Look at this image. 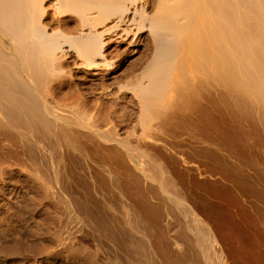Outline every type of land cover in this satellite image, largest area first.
<instances>
[{
	"label": "bare ground",
	"instance_id": "bare-ground-1",
	"mask_svg": "<svg viewBox=\"0 0 264 264\" xmlns=\"http://www.w3.org/2000/svg\"><path fill=\"white\" fill-rule=\"evenodd\" d=\"M260 129L264 0H0V264L256 263L190 184Z\"/></svg>",
	"mask_w": 264,
	"mask_h": 264
},
{
	"label": "rangeland",
	"instance_id": "rangeland-1",
	"mask_svg": "<svg viewBox=\"0 0 264 264\" xmlns=\"http://www.w3.org/2000/svg\"><path fill=\"white\" fill-rule=\"evenodd\" d=\"M261 128V127H260ZM261 131L260 132H264V130L263 129H260ZM259 134H261V133H259ZM259 134H258V136H259ZM263 134V133H262ZM264 135V134H263ZM263 135H261V137L263 138ZM261 137H258L257 138V140H262V138ZM259 146V147H258ZM256 147H257V149L255 148H253V151H251L252 152V156L251 155H248L249 153H250V151L249 150H242L243 151V155L245 156L246 154L248 155H246L245 157L246 158H241L240 156V158L241 159H239V161H240V163H239V161H238V163L236 162V163H234V164H225V165H218V166H221L220 168L216 165V164H214L213 162H210V164H209V162L208 163H206L207 164V166H206V164L205 163H200L199 164V162L197 163V164H195L194 163V165H192V166H190V168L192 167V170H193V172L195 173V171L197 170V168L199 169V170H202L203 172H205V174H203V175H205V176H208L207 178V180L205 179V180H203V182L204 183H202V182H200V184H197V183H199V182H194L193 181V183H195L196 184V186H195V184H193V187H197L198 186V188H199V190L197 189V188H192V186H191V184H190V192H192L193 190L194 191H196L195 193H199V194H204V195H206L207 197H211V199H212V197H213V199L216 197V195H217V193L218 192H220L221 194H223L222 195V198H223V201H225V209L227 210V209H230L231 207H237L238 209H239V211L238 212H240V213H242L239 217H241V219H239V221H240V226H242V229H241V227H240V231H241V233L243 234H240V241L242 242V244H243V246L245 247L247 244H249V245H247L245 248H249L250 246H251V244L252 245H254L255 244V248L254 249H256L257 251H256V253L254 254L253 253V255H255L254 257H255V260L257 261L256 263H254V264H264V204H262V202L264 201V198L262 199V197H264V179H263V177H264V174H263V172H264V163H262V161L264 162V141L262 140L260 143H258V144H256ZM261 147V148H260ZM246 149V148H245ZM258 149H260V150H258ZM241 151V152H242ZM255 151V152H254ZM244 152H246L245 154H244ZM248 152V153H247ZM261 153V154H259V153ZM254 153V154H253ZM258 153V154H257ZM263 153V154H262ZM240 154H242V153H240ZM242 155V157H244ZM256 155V156H255ZM263 158H262V157ZM248 158V159H247ZM255 159V160H254ZM261 159V160H260ZM243 161V162H242ZM249 161V162H248ZM259 163H258V162ZM254 163H256V164H254ZM202 164H205V169H206V167H207V169H206V171H205V169H204V166L202 165ZM214 164V165H213ZM238 164V165H237ZM249 164V165H248ZM262 164V165H261ZM197 165V166H196ZM200 165V166H199ZM203 167H202V166ZM216 165V166H215ZM236 165V166H235ZM240 165V166H239ZM196 167V170H195V167ZM261 166V167H260ZM200 167H202V168H200ZM224 167V168H223ZM234 167V168H233ZM257 169H256V168ZM180 168L182 169V168H185V167H182L181 165H180ZM219 169H222V171H219ZM240 169V170H239ZM259 169V170H258ZM202 171H200V172H202ZM253 171V172H252ZM202 172V173H203ZM218 172V173H217ZM220 172V173H219ZM232 172V173H231ZM241 172V173H240ZM192 173V172H191ZM257 173V174H256ZM221 175V177H220V175ZM232 174V175H231ZM235 175V176H234ZM250 175H251V178H250ZM256 175V176H255ZM237 176V177H236ZM221 178V180H220V178ZM228 177V178H227ZM241 177V178H240ZM219 178V179H218ZM230 178V179H229ZM250 178V179H249ZM218 179V180H217ZM242 179V180H241ZM244 179L246 180V184L247 185H249V183L250 182H252V180L253 181H256V182H252L255 186L258 184L259 185V187H258V185L256 186V187H252V186H254V185H251V183H250V185H249V187L248 188H250V190H248L247 192H249V191H251V190H253V192H251V196H249V194H250V192L249 193H247L246 192V190L248 189L247 188V185L245 186V189H244V191H243V188H244V183H245V181H244ZM247 179H249V181H247ZM218 181V184H217V182L215 183V181ZM219 180H220V183H219ZM223 180H224V183H223ZM240 180V181H239ZM251 180V181H250ZM231 181V182H230ZM242 184V187H241V185H240V183ZM206 182V183H205ZM222 182V183H221ZM233 182V187H231V183ZM242 182H244V183H242ZM190 183H192V182H190ZM257 183V184H256ZM201 184L202 185H204V186H201ZM220 184H221V186H220ZM223 184V185H222ZM199 185L201 186V188L199 187ZM218 185V186H217ZM225 185V186H224ZM229 185V186H228ZM223 189V193L221 192V190H220V187ZM237 188V189H236ZM247 188V189H246ZM251 188H255V189H251ZM201 189V190H200ZM238 189H240L241 191H242V193L240 192V190H238ZM256 189H257V194H256ZM197 190L199 191V192H197ZM193 191V192H194ZM200 191H202V192H200ZM244 192H245V194H244ZM259 193V194H258ZM216 194V195H215ZM242 194H244V195H242ZM246 194H248V196L246 195ZM256 194V195H255ZM211 195V196H210ZM253 195V196H252ZM258 195H259V197H258ZM246 196V197H245ZM255 196H256V198H255ZM262 196V197H261ZM238 197V198H237ZM248 197V198H247ZM242 199V200H241ZM245 201H244V200ZM259 199H260V201H259ZM263 201H262V200ZM249 200V201H248ZM255 200V201H254ZM241 201H243V203L241 202ZM253 202V203H252ZM236 203V204H235ZM264 203V202H263ZM247 204V205H246ZM234 205V206H233ZM196 207H197V209L199 208L200 209V207H198L197 205H195ZM244 206V207H243ZM246 207V208H245ZM261 209H260V208ZM263 207V208H262ZM236 208V209H237ZM242 208V209H241ZM244 208V209H243ZM232 209V208H231ZM246 209V210H245ZM249 209V210H248ZM251 210V211H250ZM228 211V210H227ZM244 211V212H243ZM252 213V214H251ZM251 215V217H250V215ZM257 218H256V217ZM250 217V218H249ZM262 218V219H261ZM253 219V220H252ZM261 219V220H260ZM262 220H263V222H262ZM244 222V223H242V222ZM262 222V223H261ZM260 223H261V225H260ZM247 224V225H246ZM245 226V227H244ZM254 226H255V228H254ZM257 226V227H256ZM262 226V227H261ZM251 228V229H250ZM260 228V229H259ZM262 228H263V230H262ZM247 229V230H246ZM254 230V231H253ZM259 231V232H258ZM258 233H259V235H258ZM261 233V234H260ZM254 235H255V237H254ZM257 235V236H256ZM243 236V237H242ZM261 238V239H260ZM243 239V240H242ZM252 242V243H251ZM241 244V243H240ZM242 244H241V249H242V253H243V250L245 251V253L244 254H246L245 256H247V252H246V249H244V247H242ZM253 247V246H252ZM248 250V249H247ZM260 250H262L261 252H260ZM253 252H255V250H253ZM258 253V254H257ZM241 256H242V254H241ZM243 257V256H242ZM253 257V258H254ZM243 258H245V259H243V260H246V257H243Z\"/></svg>",
	"mask_w": 264,
	"mask_h": 264
}]
</instances>
